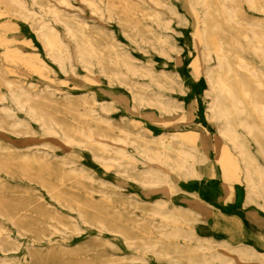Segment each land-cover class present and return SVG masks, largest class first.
I'll return each mask as SVG.
<instances>
[{
	"label": "rangeland",
	"instance_id": "obj_1",
	"mask_svg": "<svg viewBox=\"0 0 264 264\" xmlns=\"http://www.w3.org/2000/svg\"><path fill=\"white\" fill-rule=\"evenodd\" d=\"M258 38L264 0H0V264H264V126L215 54L264 106Z\"/></svg>",
	"mask_w": 264,
	"mask_h": 264
},
{
	"label": "bare ground",
	"instance_id": "obj_2",
	"mask_svg": "<svg viewBox=\"0 0 264 264\" xmlns=\"http://www.w3.org/2000/svg\"><path fill=\"white\" fill-rule=\"evenodd\" d=\"M64 4V3H63ZM57 7V6H56ZM91 7V6H90ZM63 8V7H62ZM63 10V9H62ZM91 11V10H90ZM228 12V11H226ZM75 16V15H74ZM230 18V17H229ZM231 20V19H230ZM59 22V21H57ZM44 23V22H43ZM61 25V24H60ZM63 25V24H62ZM202 25V23H201ZM40 26V25H39ZM255 26V25H254ZM40 30V29H39ZM203 30V29H202ZM251 32V31H250ZM60 34V33H59ZM67 34V33H66ZM252 35V34H251ZM60 36V35H59ZM71 38V37H70ZM62 41V40H61ZM262 44V40H260V38H258L256 40V44L252 45V49L254 50V52L259 53L260 54V58L263 60L264 62V46L261 45ZM220 45V44H219ZM139 47V46H138ZM85 52V50H84ZM93 53V52H92ZM87 54V53H86ZM168 54V53H167ZM215 54L217 56V58L219 59V63L222 64V62H224L226 64V70H225V76L226 78H228V80H232V82H226V80L223 79H219L217 82V88L219 93L227 100V102L230 103L232 109H233V113L235 115H240L245 111V108L243 106V104L246 102V104H249V106L252 108L251 110L255 112V114L257 115V117L259 118L261 124L264 126V106L262 104H258L256 102H254L253 97H251V95L247 92V90L245 89V87H243L241 80L244 78L245 76V72H247V69H245V66L241 63V58L240 56L239 58V62L236 64V66L234 68H232L229 64H227V58H228V54L224 51V49L222 48V46H216V51ZM214 54V55H215ZM79 56V54H78ZM77 56V57H78ZM130 56V55H129ZM80 57V56H79ZM81 58V57H80ZM51 59V58H50ZM85 59L84 57H82L81 60ZM215 59V58H214ZM79 60V59H78ZM85 61H87L85 59ZM135 61V60H134ZM54 62V61H53ZM90 63V62H89ZM57 64V63H56ZM245 64V63H244ZM93 65V64H92ZM246 65V64H245ZM84 66V65H83ZM220 66V65H218ZM72 69V68H71ZM70 69V70H71ZM102 69V68H101ZM88 70V69H86ZM74 71V70H72ZM89 71V70H88ZM93 72V71H92ZM103 72V70H102ZM75 73V72H74ZM91 73V72H90ZM103 74V73H102ZM250 74V73H249ZM252 76V75H251ZM254 76V74H253ZM143 79V78H142ZM209 81V80H208ZM108 82V81H107ZM141 86V85H140ZM48 88V87H47ZM236 88L239 90L238 93H236ZM138 105V104H137ZM20 107V106H19ZM177 109V108H176ZM228 110H226V112L224 111L222 113V115L224 116V119L226 120V128H224L225 130L230 129L229 135H228V139L232 141L233 145L235 148L238 149V157H240V162L242 163V167H240L238 165V162L233 160L230 155H228L227 151L225 149L222 150L221 156L219 158V161L221 163L222 168H224L226 171L228 172H234L237 169L242 168L244 171V175L245 177L248 179V181H250V177H251V173H252V168L254 166L252 163L249 164L250 162H248L246 160L245 157V152L242 150L241 147H239V144L236 141V136L233 132V130H231V117H230V113ZM88 118V117H87ZM91 118V117H90ZM43 123V122H42ZM17 124V123H16ZM248 127V126H247ZM215 137V136H214ZM187 138V137H186ZM250 139V138H249ZM219 140V139H218ZM217 141V140H216ZM220 142V141H219ZM218 143V141H217ZM254 144V143H253ZM221 145V144H220ZM213 146V145H212ZM217 149V148H216ZM220 150V149H219ZM218 150V151H219ZM217 151V150H216ZM121 153V152H120ZM180 153V152H179ZM215 153V152H214ZM146 155V154H145ZM146 157V156H145ZM217 158V157H216ZM121 161V160H120ZM254 161V160H252ZM163 165V164H162ZM151 175V174H150ZM243 175V176H244ZM237 188V187H236ZM244 196V195H243ZM159 203V202H158ZM154 204V203H153ZM159 205H161V203H159ZM256 206V205H255ZM257 208V207H256ZM260 209V208H259ZM162 214V213H161ZM168 214V213H166ZM169 215V214H168ZM181 218V217H180ZM182 219V218H181ZM183 220V219H182ZM240 249V248H238ZM240 252V251H239ZM233 258V257H232ZM238 262V261H237ZM243 263V262H242ZM251 263V262H250Z\"/></svg>",
	"mask_w": 264,
	"mask_h": 264
}]
</instances>
